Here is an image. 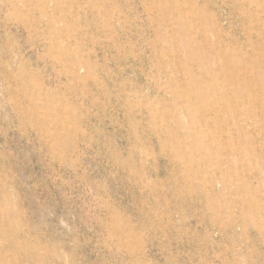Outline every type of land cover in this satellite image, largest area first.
<instances>
[{
	"label": "rangeland",
	"instance_id": "obj_1",
	"mask_svg": "<svg viewBox=\"0 0 264 264\" xmlns=\"http://www.w3.org/2000/svg\"><path fill=\"white\" fill-rule=\"evenodd\" d=\"M0 264H264V0H0Z\"/></svg>",
	"mask_w": 264,
	"mask_h": 264
},
{
	"label": "bare ground",
	"instance_id": "obj_2",
	"mask_svg": "<svg viewBox=\"0 0 264 264\" xmlns=\"http://www.w3.org/2000/svg\"><path fill=\"white\" fill-rule=\"evenodd\" d=\"M260 28H261V27H260ZM217 48H218V47H217ZM242 71H243V70H242ZM220 88H221V87H220ZM234 91H235V90H234ZM235 92H236V91H235ZM236 93H237V92H236ZM236 93H235V94H236ZM235 96H236V95H235ZM226 97H227V94H226ZM233 97H234V96H233ZM235 98H236V97H235ZM229 102H230V101H229ZM230 103H231V102H230ZM236 103H237V102H236ZM234 106H235V104H234ZM236 106H237V105H236ZM236 106H235V107H236ZM223 107H224V106H223ZM213 109H215V108H213ZM213 109H211V111H212ZM214 111H216V110H213V112H214ZM238 111H239V110H238ZM215 113H216V112H215ZM215 113H214V115H215ZM218 113H219V112H218ZM218 113H217V114H218ZM216 116H217V115H216ZM218 116H219V115H218ZM232 123H233V122H232ZM228 125H229V124H228ZM233 125H234V123H233ZM236 125H238V124H236ZM241 125H242V124H241ZM226 126H227V125H226ZM238 126H239V125H238ZM228 127H229V126H228ZM228 127H227V128H228ZM231 127H232V126H231ZM231 127H230L229 129H231ZM234 127H235V125H234ZM239 127H240V126H239ZM239 127H237V128L239 129ZM243 127H244V126H243ZM243 127H242V128H243ZM232 128H233V127H232ZM234 129H235V128H234ZM234 129H233V130H234ZM231 130H232V129H231ZM231 130H229V131H231ZM235 130H236V129H235ZM240 130H241V129H240Z\"/></svg>",
	"mask_w": 264,
	"mask_h": 264
}]
</instances>
